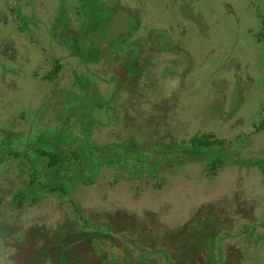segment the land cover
Wrapping results in <instances>:
<instances>
[{
	"label": "rangeland",
	"instance_id": "374dc122",
	"mask_svg": "<svg viewBox=\"0 0 264 264\" xmlns=\"http://www.w3.org/2000/svg\"><path fill=\"white\" fill-rule=\"evenodd\" d=\"M121 8L134 10L140 23L130 40L122 32L132 33L133 18ZM113 13L98 38L103 54L124 50L111 45L116 37L127 46L142 35L144 44L158 31L181 50L147 58L139 77L145 76L139 84L145 99L129 100L118 90L107 60L78 62L85 35L78 43L65 41L75 55L51 35L56 14L82 34L87 22L98 24L100 32ZM263 26L264 0H0V162L7 156L4 164L13 165L7 172L0 167V182L8 174V190L23 187L27 205L17 216L6 181L0 189V264H9L3 241L19 237L11 229L16 221H8L15 217L26 229L78 236L74 226L81 217L74 205L63 193L49 191L70 187L86 218H111L124 226L117 233L99 228L108 231L100 242L71 243L62 251L69 264H172L175 257L187 264L176 251L188 242L192 227L199 235L210 231L213 264H264V174L257 164L242 163L258 159L264 165V43L256 40ZM68 100L78 103L74 116L61 113L50 122L54 107L63 110ZM160 101L174 104L162 144L187 145L194 135L212 134L229 156H220L214 168L213 159L189 155L178 166L177 157H165L152 174L143 167L134 171L131 151L114 145L128 142L123 131L136 128L107 117L137 118L145 128L143 118ZM156 147H146L153 166L159 160ZM47 155L60 162L48 168ZM27 179L33 184L26 189ZM168 246L171 256L162 251ZM212 249L195 248L193 264H209Z\"/></svg>",
	"mask_w": 264,
	"mask_h": 264
},
{
	"label": "trees",
	"instance_id": "16d2710c",
	"mask_svg": "<svg viewBox=\"0 0 264 264\" xmlns=\"http://www.w3.org/2000/svg\"><path fill=\"white\" fill-rule=\"evenodd\" d=\"M124 9V11L127 13V15L132 17L133 19H129L128 25L130 26V29H132V33L129 31H124L122 34L126 35L127 40H130L131 36L133 35V32L137 31L139 28V20L138 16L135 17V11L132 10L131 8H121ZM59 17L58 14L55 16V21L53 23V28L51 31V35L58 36L59 42H61L63 46H66L68 44H65V41H71L74 40L75 43H78V39L82 36L85 35V40L83 42L84 45L81 47L83 48L82 51V60H78L80 63H98L101 59L107 60L106 62L110 63L111 67V73L113 74L112 80H114L116 87H118V90L125 91L127 93V96L129 100H136L135 98H144V96H141L140 91L137 90L138 88V81L139 77L142 74V71L144 70L145 65L147 64V58L155 55V54H161L165 52L164 54H172V53H180L181 50L178 49V47L171 42L165 37L160 36V32L158 31L155 36L149 35L148 39H146V42L142 44V35L139 36L137 39L130 41L129 45L126 46V43L122 42L125 39L116 37L114 38L115 43L111 45H120L122 49L121 52L114 51L111 53H106L103 54L102 49H100V45L98 42L99 36H103L107 29L109 24L114 20V13L107 18H105L104 22V27L100 32H96L95 27L98 25L93 24V22H87L86 27H84V30L82 31V34L78 33L73 28H70L68 23H60L59 22ZM57 32V35L55 34ZM98 34V35H95ZM92 36H97V42H93ZM103 38V37H102ZM256 40L258 42H263L264 43V26L261 28L259 33L256 35ZM125 46V47H124ZM70 53L75 55V52H73L69 47ZM120 47V48H121ZM96 51V54H92L93 51ZM107 51V49H106ZM117 53L119 55L117 56ZM99 54L100 57H95V55ZM114 54V55H113ZM111 55L114 56V58L117 57L116 60L111 57ZM158 61V60H157ZM113 63V64H112ZM146 63V64H145ZM152 62L149 63V65ZM189 70V68L187 69ZM186 70V71H187ZM184 72V74L186 73ZM183 72V71H182ZM183 74V75H184ZM163 78V77H162ZM183 77H181L182 80ZM129 88V90H127ZM83 95L84 96H91V93L85 92L83 90ZM114 97V96H113ZM113 97L111 102H113ZM91 98V97H90ZM100 99V98H98ZM93 101H97V99H93ZM92 100H89V102H93ZM101 101V100H100ZM67 105L64 107L63 110L56 107H54L53 111L50 113V122H54L59 115H64V118L66 117L67 119L71 116H74V111L78 109V103L74 101H66ZM139 103V102H138ZM174 104L172 102H156L152 104V109L150 112L146 113L145 115V122L147 123V127L144 128L143 123L137 122V118L133 119L130 118L128 119L127 116H123V120L120 119L119 115H114L113 118L111 116L107 117V122L111 121V119H114L113 121H116V123H122V126H125L127 129L129 126L135 127L136 129L134 130H127L123 131V136L128 142H121L117 143L114 145V150H122V146H124L126 152L131 151L130 155V160H128V163L134 166V171L141 169L142 167L145 168V170L148 171V174H152V172H155L157 169L162 168L163 163L166 161L165 157H170L175 159L177 157V160L179 161L175 166L180 165V163L186 162L187 160L190 159L189 155L193 156H205L208 159H213L212 167H216V165L221 161L220 156H229L226 151L222 149V146L224 145V142L221 140H217L212 136V134H203V135H194L190 140L187 145H179L176 143H170L168 145H164L161 143V138L163 135L166 134L165 128L166 126V121L170 117V113L173 110ZM41 112L44 111L43 105H40ZM101 108V107H100ZM98 109V108H97ZM97 109H95L94 114L96 113ZM102 109V108H101ZM103 110V109H102ZM57 116V117H56ZM125 117V118H124ZM116 118L118 120H116ZM121 120V121H120ZM174 124H177L176 120L172 121ZM127 123V125H125ZM131 124V125H130ZM264 124V123H263ZM70 126V125H67ZM172 126H174L172 124ZM73 128V126H71ZM161 129L165 130V133L163 134ZM169 130V129H167ZM75 132V131H74ZM171 136L172 134L169 133ZM89 135V133H88ZM140 138V139H139ZM242 139L240 143H242ZM83 143H87L82 141ZM157 145L153 150V153L157 154L159 160L156 163V166L151 165L149 162L146 161V147L151 146L154 148V146ZM20 146V145H19ZM17 146V147H19ZM112 146V145H110ZM121 146V148H120ZM164 151H161L163 148ZM1 148V146H0ZM21 148V147H20ZM21 150V149H20ZM19 150V151H20ZM122 150V151H125ZM139 153L143 152V156L141 155H134L133 153ZM128 154V153H127ZM5 156L2 158L0 162V167L3 166V170L7 172V168L10 170H13V165L11 163L4 164V162L7 160ZM49 159V164L48 168L54 167L59 163L60 161L57 160V157L55 155H47ZM67 157L65 156L64 159ZM238 160V159H237ZM172 161V162H173ZM240 161V160H238ZM67 162V160H66ZM65 162V163H66ZM242 163L247 164V165H258L261 167L262 172L264 174V165L260 164L259 160H247V161H242ZM173 165V164H172ZM174 166V165H173ZM125 167V166H122ZM12 168V169H11ZM134 171H129L128 176H133L132 172ZM13 172V173H12ZM11 173L14 174L15 172L12 171ZM9 178L8 174L3 178V181L0 182V189L5 188L2 187L4 183L7 181ZM33 184L32 180L27 179V182L25 184V188H29ZM8 181L6 184L7 191L9 192L10 195H12V199L10 201V204L12 207L16 208L17 210V216L21 215L22 211L24 208L27 206L25 205L26 203H23V200L26 198L22 195H20V192L24 189H21L23 187H14L12 191H9L8 187ZM74 187L67 188L66 191L60 188L57 189H50V192H56L59 191L62 194V196H66L69 198L71 203L74 205L75 211L79 214L81 217L79 219V223L75 225V234H78V236H71L69 237L68 234L65 232L64 235L57 233L51 234V232L48 234L47 232L43 231L42 228H38L36 226L31 227L30 229H26L24 226H22V223H20L18 220V217H15L14 219L8 220L11 221L14 220L15 226L12 227V231L14 233L19 234V237L17 239H9L7 241H3L6 243L7 246H9V253L5 256V260L9 262V264H69L65 259L64 256L62 255V251H65L68 246L71 245V243L78 241V240H84V239H91V238H99L105 234L107 230H100L99 228L103 229H108L111 232L117 233L119 232V228H122L124 224L119 225L117 222L114 220H109L111 218L105 219L101 217H90V219L86 218V216L79 211L77 208L76 203L72 200L71 198V192ZM25 189V190H26ZM68 195H65L67 194ZM2 197L0 195V213H1V205L3 203ZM33 200V199H31ZM34 202L31 201L30 204ZM29 204V205H30ZM131 221L128 222L127 225H131ZM126 227V226H125ZM95 228H98L95 229ZM100 230V231H99ZM62 233V231H60ZM209 233V234H208ZM188 234V242L184 243L182 246V250L177 251L180 256L185 257L187 260V264H193L192 256L194 255V250L197 247H201L203 245L207 247H211L212 249V236H210V231L204 232L202 235H199L196 230H193V232H187ZM186 234V235H187ZM37 235V236H36ZM37 237L42 238V243L41 246L39 245L38 241L36 240ZM78 237V239L76 238ZM186 237V238H187ZM82 238V239H81ZM40 247V248H39ZM172 247L168 246L165 247L162 251H165V254H168V256L172 255ZM230 251V248L228 249ZM168 251V252H167ZM193 252V254H192ZM178 254V256H179ZM173 257V256H172ZM175 257V256H174ZM48 258V263L43 262ZM175 260V261H174ZM172 262V264H179L178 263V257H175ZM215 261V254H213V249L211 250V257H210V263L213 264ZM80 263L84 264V262L80 261ZM79 263V264H80ZM209 263V264H210ZM222 264V263H221Z\"/></svg>",
	"mask_w": 264,
	"mask_h": 264
},
{
	"label": "flooded vegetation",
	"instance_id": "af4514ba",
	"mask_svg": "<svg viewBox=\"0 0 264 264\" xmlns=\"http://www.w3.org/2000/svg\"><path fill=\"white\" fill-rule=\"evenodd\" d=\"M142 73L144 74V72H142ZM142 76H143V75H142ZM142 76H141V77H142ZM144 77H145V76H144ZM144 77H142L141 79H139L137 90L140 89V88H139V84H140V82L144 79ZM141 86H142V83H141ZM149 87H150V85H149ZM153 87H154V86H153ZM150 88H151V87H150ZM191 230H194V227H192ZM107 232H108V231H106L105 234H106ZM105 234H104V235H105ZM104 235H103V236H104ZM101 237H102V236H101ZM101 237H100V239H99V238H94V239H96V240H98V241L100 242ZM39 245H40V244H39ZM100 245H101V244H100ZM113 246H114V244H112L110 247H105V246H104V247L102 246V247H103V248H108V249H110V248H112ZM39 248H40V247H39ZM176 252H177V251H176ZM92 260H93V257H92ZM94 260H95V259H94ZM99 262H101V260H99ZM124 262H125V261H124ZM101 263H102V262H101ZM118 264H119V263H118Z\"/></svg>",
	"mask_w": 264,
	"mask_h": 264
}]
</instances>
